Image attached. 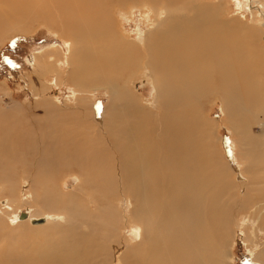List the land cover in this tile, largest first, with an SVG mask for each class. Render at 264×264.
<instances>
[{
  "label": "bare ground",
  "instance_id": "1",
  "mask_svg": "<svg viewBox=\"0 0 264 264\" xmlns=\"http://www.w3.org/2000/svg\"><path fill=\"white\" fill-rule=\"evenodd\" d=\"M53 1L29 3L39 15L58 6L67 17L71 37L67 34L70 58L65 80L83 89L107 87L109 104L101 115L95 108L87 110L79 98L72 104L45 101L29 108L0 104V149L12 132L17 148L29 137V147L35 149L32 137L19 129L21 121L41 137L48 125L47 153L38 157L32 174L22 168L30 185L52 182L43 170L67 166L79 177L74 194L93 203L95 210L110 208V199L118 197L111 187L117 186L121 201L131 203L124 212L123 230L139 228V240L123 234L120 244L117 234L89 228L64 231L62 239H53L46 231L49 239L44 236L42 242H49L54 254L42 255L38 264H225V241L235 217L243 218L251 207L257 226H264V134L255 135L250 128L264 121V57L257 30L234 16L227 18L220 4L199 0ZM257 6L264 15V1ZM32 7L21 3L3 18ZM134 7L151 10L156 20L142 33L137 29L138 39H130L118 21V14H131ZM23 19L28 16L19 18ZM60 19L62 15L54 11L49 21H43L56 27ZM137 66L148 72L154 89L151 100L127 89L125 74ZM50 68L60 78V72ZM42 69L36 60L34 87ZM215 96L222 100L224 125L235 136L240 177L218 153L216 121L203 111L205 102ZM55 116L65 121L43 119ZM88 130L96 141H87ZM45 203L52 207L51 201ZM26 215L32 225L45 223V218ZM74 216L79 224H87L78 213ZM86 244L89 247L84 248ZM10 248L6 251L12 255L0 254V264H30L27 261L39 258L36 251L16 254Z\"/></svg>",
  "mask_w": 264,
  "mask_h": 264
},
{
  "label": "rangeland",
  "instance_id": "2",
  "mask_svg": "<svg viewBox=\"0 0 264 264\" xmlns=\"http://www.w3.org/2000/svg\"><path fill=\"white\" fill-rule=\"evenodd\" d=\"M199 1L220 4L227 18H233L234 16L242 24L247 23V25L255 28L258 32L256 38L260 40L259 43L262 47H260V52L264 57V15L256 8L257 4L259 6L264 0H260V3H251L249 0ZM48 2L53 4L54 1L48 0ZM21 3L30 7L33 6L29 3V0H0V23L3 25V28L0 29V104L29 108L34 107L38 102L45 101H53L56 104H63L67 101L72 104L79 98L81 102L86 104L87 110L93 111V108H95L98 114L101 115L110 101L107 87L92 86L83 89L65 80L69 71L70 47L68 42L71 37V29L66 28L65 25L67 17L61 13L57 6V8H50V13L45 10L49 13L48 15H39L32 7L16 10L8 19L3 18ZM131 10V14L128 11V13L123 11L124 14L117 13L118 21L121 28L123 27L122 30L130 35V39H138L137 29H140L142 33L149 26H153L156 20L151 18L152 11L149 9L143 12L140 7H134ZM54 11L56 15L61 14L62 19L57 20L59 26L50 27L44 21H49L54 15ZM26 15L28 19L19 20L20 17ZM10 29L14 30L11 31ZM67 34H70L69 38ZM79 46L80 42L76 40L73 44L76 57L80 53ZM36 60L40 66H43V69L39 72V83L37 87H34L31 79L35 76L34 63ZM51 65L60 72V78H58L54 69L50 68ZM148 76V72L143 66H137L133 73L127 72L125 74V79L129 78L127 89L139 97L151 100L154 89ZM203 111L209 119L216 121L213 136L218 153L225 158V162L229 167L233 166L236 169L240 177V167L236 158L237 145L234 142L235 136L224 125L222 100L218 96L211 97L205 102ZM43 119L58 124L60 122L56 121H65V119L61 120L57 116L51 119L48 117ZM91 122L94 121L91 120ZM261 123L255 122L251 125L250 128L255 135L264 134V121ZM20 124L19 129H23L24 133L27 132V135L32 137V141L37 144V147L35 149L29 147V137H24L22 141L25 146L17 148V135L15 132H12L10 140H3L2 149H0V254L5 258L7 255H12L11 251H6L10 248L9 246L16 254L21 251L24 254H26V251H36L39 253V258L27 262L38 264L42 259V255L47 257L54 254V249L48 245L49 242H42L44 236L47 240L49 239L50 234L46 231L52 232L53 239H62L64 231L72 234L89 228L92 232H101L103 235L106 232L117 234V242L120 244L124 243L123 234L129 237L131 235L135 239L134 241L139 240V226L135 225L138 229L132 228L129 231L128 227L126 231L123 230L124 212L130 210L131 203L121 201L122 196L118 192L117 186L111 187L117 192L118 197L110 199V208L95 210L92 209L93 203L88 200L84 201L82 195L74 194V187L77 186L79 177L77 174L69 173V167L67 166H63L61 169L52 166L55 169L50 172L43 170L45 174L52 176V182L42 183L41 186L30 185V180L26 178L22 168H25V172L29 175L36 170L35 163L38 157H44L47 153L44 144L48 140L47 137L50 131L47 125L43 129L44 134L41 137L40 134L37 135L35 132H31L24 121H21ZM75 130H77L76 126ZM85 134L87 141L93 139L96 141L92 137L94 134L89 130ZM38 137H40L39 140ZM23 148L29 149L22 151ZM46 162L49 163L47 166L51 167L52 162L48 160ZM75 171L81 172L79 169H75ZM237 178L234 177L235 182L238 183ZM104 189L102 188V191ZM45 201H51L52 207H47ZM25 212L28 217L45 218V223L32 225L28 218L18 219V215ZM74 213H78L85 218L87 224H79L76 220L79 217H75ZM242 215L243 218L241 219L235 217L234 224L231 226L233 231L225 241L224 249L227 253L225 264H263L264 226H257L255 223L257 220L256 214L251 207ZM239 221L243 225H238ZM243 221H246V223H243ZM249 221L250 223H247ZM99 223H101V226L98 225ZM252 226L254 229L251 228ZM57 227H59V230H54ZM33 246H35L34 250H32ZM86 247H89V244H86L84 248ZM260 253L262 257L258 256Z\"/></svg>",
  "mask_w": 264,
  "mask_h": 264
},
{
  "label": "water",
  "instance_id": "3",
  "mask_svg": "<svg viewBox=\"0 0 264 264\" xmlns=\"http://www.w3.org/2000/svg\"><path fill=\"white\" fill-rule=\"evenodd\" d=\"M26 216H27L26 213H21V214H20V219H25Z\"/></svg>",
  "mask_w": 264,
  "mask_h": 264
}]
</instances>
